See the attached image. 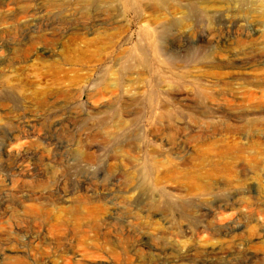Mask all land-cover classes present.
I'll list each match as a JSON object with an SVG mask.
<instances>
[{"label":"rangeland","instance_id":"obj_1","mask_svg":"<svg viewBox=\"0 0 264 264\" xmlns=\"http://www.w3.org/2000/svg\"><path fill=\"white\" fill-rule=\"evenodd\" d=\"M95 1L0 0V264H264V0Z\"/></svg>","mask_w":264,"mask_h":264},{"label":"bare ground","instance_id":"obj_2","mask_svg":"<svg viewBox=\"0 0 264 264\" xmlns=\"http://www.w3.org/2000/svg\"><path fill=\"white\" fill-rule=\"evenodd\" d=\"M90 1V2H89ZM95 1V0H94ZM102 1H104V0H102ZM119 1H121V0H119ZM132 1V0H131ZM131 1H130V4L129 5H132L131 4ZM145 1V0H144ZM150 3H151V5H152V7L155 9V10H157V11H162V10H164L165 9V7H167L168 5H166L167 3L164 1V0H148ZM83 3L84 4H87V3H91V0H83ZM98 3V0L97 1H95V2H92V4H93V6L95 5V9L97 10L99 7L97 6L96 7V4ZM121 3H123V1L121 2ZM128 3V2H127ZM133 3V2H132ZM80 5H82V4H80ZM136 5H138V3L136 4ZM135 5L133 4V8H135L134 7ZM109 7H111L110 5H105V7H104V9H103V15L104 16H106V19H108V18H110L108 15H109V12H110V8ZM118 7V6H117ZM84 10V6L82 5V8H81V10ZM100 9V8H99ZM102 9V8H101ZM125 9V8H124ZM85 11V10H84ZM126 12V11H125ZM137 12H139V11H137ZM123 13H124V11H123ZM132 14V13H131ZM136 15H138V13H135ZM123 15V14H122ZM129 15V14H128ZM124 16V15H123ZM123 16H121L122 18H123ZM132 16V15H131ZM90 17V16H89ZM136 17V16H135ZM147 19H149L150 17H146ZM125 19H127V18H125ZM135 19V18H134ZM138 19V18H137ZM136 19V20H137ZM94 22V21H93ZM92 22V23H93ZM99 22V21H98ZM125 22H126V20H125ZM134 22V21H133ZM129 23V22H128ZM98 24V23H97ZM141 24V23H140ZM102 25V24H101ZM103 26V25H102ZM106 26V25H105ZM104 27V26H103ZM174 30V29H173ZM97 31V30H96ZM149 31V30H148ZM176 31H178V30H176ZM94 32V31H93ZM107 32H108V30H107ZM142 32V31H141ZM147 32V31H146ZM162 32V28L159 26H157V27H155L154 28V33H155V36H156V39H155V41H154V47L155 48H159V34ZM167 34V33H166ZM107 35V34H106ZM165 35V34H164ZM111 36V35H110ZM124 36H126V35H124ZM167 36V35H166ZM165 36V37H166ZM164 37V36H163ZM127 38V37H126ZM172 38V37H171ZM175 38V37H174ZM179 38H181V37H179ZM127 40V39H126ZM163 40V39H162ZM170 40V39H169ZM100 41V40H99ZM116 41V40H115ZM128 41V40H127ZM175 42H176V39H175ZM117 43V42H116ZM164 43V42H163ZM33 44V43H32ZM122 44V43H121ZM165 44H166V42H165ZM170 44V43H169ZM125 45V44H124ZM172 45V44H171ZM120 46V45H119ZM126 48V47H125ZM122 49V48H121ZM110 51H111V49H110ZM121 52V51H120ZM144 52V51H143ZM194 52V51H193ZM109 53H111V52H109ZM135 54V53H134ZM194 54V53H193ZM125 56V55H124ZM123 56V57H124ZM122 57V58H123ZM109 58H111V57H109ZM114 58V57H113ZM132 58V57H131ZM149 58H150V56H149ZM127 59V58H126ZM129 59H130V57H129ZM247 59V58H246ZM102 60V59H101ZM122 60V59H121ZM125 60V59H124ZM123 60V61H124ZM133 60V59H132ZM243 60V59H242ZM240 61V60H239ZM119 62H121V63H124V62H122V61H119ZM245 62V61H244ZM250 62V61H249ZM106 63H108V62H106ZM2 64V63H1ZM119 65V64H118ZM118 65H117V67H118ZM241 65H242V63H241ZM247 65V64H246ZM107 66H109V65H107ZM245 66V65H244ZM111 67V66H110ZM113 67V66H112ZM243 67V66H242ZM105 69H107V68H105ZM130 69H131V67H130ZM136 69V68H135ZM122 70V67H121V69H120V71ZM131 70H133V69H131ZM136 70H139V69H136ZM177 70V69H176ZM198 70V69H197ZM248 70H251V69H248ZM107 71V70H106ZM116 71V70H115ZM174 71V70H173ZM182 72V71H181ZM185 72V71H184ZM154 73V72H153ZM108 74H110V75H112L113 74V72L111 71L110 73H108ZM123 74V73H122ZM134 74V73H133ZM186 74H187V72H186ZM204 74V73H203ZM209 74V73H208ZM207 74V75H208ZM109 75V76H110ZM124 75V74H123ZM135 75V74H134ZM183 75V74H182ZM228 75V74H227ZM107 76V75H106ZM232 76V75H231ZM108 77V76H107ZM113 77V76H112ZM164 77V76H163ZM213 77V76H212ZM220 77V76H219ZM110 78V77H109ZM136 79H137V77H135ZM173 78H176L175 76L173 77ZM177 79V78H176ZM219 79V78H218ZM225 79H227V78H225ZM170 80H175V79H170ZM180 80H182V79H180ZM123 81V79L121 78V80L119 81L120 83ZM155 81V80H154ZM177 81V80H176ZM184 81V80H183ZM196 81V80H195ZM232 81H234V80H232ZM118 82V81H117ZM115 83V84H113V87H118V86H120V84L119 83ZM213 82V81H212ZM137 83V82H136ZM248 83H253V82H250V81H248ZM181 84L183 85V83L181 82ZM176 85H179V84H176ZM188 85V84H187ZM234 86V85H233ZM104 87V86H103ZM130 87V86H129ZM221 86H217V88H220ZM122 90H123V88H121ZM125 89V88H124ZM120 91V90H119ZM204 91V90H203ZM237 91V90H236ZM122 92V91H121ZM120 92V93H121ZM126 92V91H125ZM124 92V93H125ZM206 92H208V91H206ZM224 94V93H223ZM132 95H134V94H132ZM223 96V95H222ZM221 96V97H222ZM228 96V95H227ZM176 97H179V96H176ZM140 101V100H139ZM183 101V100H182ZM157 103V102H156ZM164 103V102H163ZM120 104V103H119ZM143 106V105H142ZM141 107V106H140ZM151 107H154L153 105H151ZM124 108V107H123ZM148 108H150V107H148ZM125 109V108H124ZM159 109V108H158ZM138 110V109H137ZM150 110V109H149ZM147 111H148V109H147ZM155 111H157V110H155ZM160 112V111H159ZM142 113V112H141ZM158 113V112H157ZM132 115V114H131ZM139 115V114H138ZM148 116V115H147ZM148 118V117H147ZM165 118V117H164ZM132 119V118H131ZM135 119V118H134ZM148 119H150V118H148ZM148 119H146V120H148ZM167 119V118H166ZM107 120V119H106ZM119 121H118V124H119V126H122L123 125V122L120 120V119H118ZM133 120V119H132ZM138 120V119H137ZM140 120V119H139ZM142 120H140V122H141ZM150 121V120H149ZM134 122V121H133ZM132 122V123H133ZM147 122V121H146ZM129 123H131V122H129ZM150 122H148V124H149ZM155 125V124H154ZM157 125V124H156ZM152 126V125H151ZM140 127H142V126H140ZM134 128V127H133ZM210 128V127H209ZM212 128V127H211ZM253 128H255V127H253ZM160 133V132H159ZM190 137V136H189ZM240 146H242V145H240ZM230 148V147H229ZM244 148V147H243ZM238 149V148H237ZM240 149V148H239ZM239 149H238V151H239ZM241 150H242V148H241ZM242 151H244V150H242ZM230 152V151H229ZM220 154V153H219ZM228 156H231V155H229L228 154ZM219 157V156H218ZM226 158H230V157H227L226 156ZM153 163V162H152ZM154 164V163H153ZM154 166V165H153ZM153 166H151V167H153ZM156 168V167H155ZM150 171V170H149ZM57 224H55V226H56ZM60 224H58L57 226H59ZM64 255V254H63ZM34 257V256H33ZM43 257V256H42ZM40 259V258H39ZM58 260V259H57ZM199 263V262H198Z\"/></svg>","mask_w":264,"mask_h":264}]
</instances>
